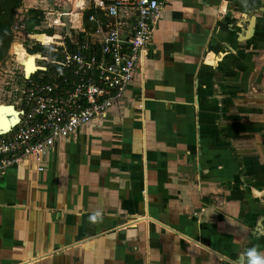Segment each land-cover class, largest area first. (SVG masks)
I'll use <instances>...</instances> for the list:
<instances>
[{"label":"crops","instance_id":"0c3cea01","mask_svg":"<svg viewBox=\"0 0 264 264\" xmlns=\"http://www.w3.org/2000/svg\"><path fill=\"white\" fill-rule=\"evenodd\" d=\"M125 94L0 174V264H264V0L166 3Z\"/></svg>","mask_w":264,"mask_h":264},{"label":"built area","instance_id":"2783aa9c","mask_svg":"<svg viewBox=\"0 0 264 264\" xmlns=\"http://www.w3.org/2000/svg\"><path fill=\"white\" fill-rule=\"evenodd\" d=\"M169 1L54 0L53 10L44 12V26L27 31L22 20L14 22L13 43L18 42L13 46L25 51L34 34L58 37L48 44L37 40L29 53L35 56L36 69L28 76L15 48L11 62H0V83L7 87L16 83L13 106L19 112L17 122L0 134V174L30 159L42 171L43 157L57 140L105 117L125 99L127 86L147 55L154 25ZM68 3L69 9L64 7ZM89 9L93 10L87 15L90 30L84 20ZM74 12L81 22L72 28L62 17L71 18ZM55 27L65 29L59 33Z\"/></svg>","mask_w":264,"mask_h":264},{"label":"trees","instance_id":"16d2710c","mask_svg":"<svg viewBox=\"0 0 264 264\" xmlns=\"http://www.w3.org/2000/svg\"><path fill=\"white\" fill-rule=\"evenodd\" d=\"M23 0H0V62L4 61L10 45L13 43V28L15 22L16 12L22 6ZM93 12L92 9H89L84 14V20H87V15ZM96 13V12H95ZM44 19V13L37 8H28L24 14L22 23L24 29L27 31L33 30L35 26H38L41 21ZM88 21V20H87ZM86 25L90 28L92 23L86 22ZM41 34V33H39ZM49 36V35H48ZM34 37V36H33ZM37 46H35L33 51ZM18 50H23L22 47L18 46ZM27 63L29 65L33 64L35 56L33 54H27Z\"/></svg>","mask_w":264,"mask_h":264},{"label":"rangeland","instance_id":"374dc122","mask_svg":"<svg viewBox=\"0 0 264 264\" xmlns=\"http://www.w3.org/2000/svg\"><path fill=\"white\" fill-rule=\"evenodd\" d=\"M53 1L54 0H52V1L51 0H25L24 1L23 0L24 4L26 6H23L24 4L22 2L21 8H19L17 10V12H16V15H17L18 18L16 19L15 22H18L17 24L22 23V22L19 23V21L23 20L24 14L26 13V10H28V8L33 7V8L40 9L42 11V13L46 12V10H50L53 7V5H52V2ZM64 7L69 9V3L68 4H64ZM75 7H77V6H75ZM62 9H63V7H62ZM51 10H53V8ZM74 11H75V9H74ZM62 18H63V20L65 22H67V20H68V25L69 24H72L73 25L72 28H75V26H79L80 25V22H81V20L79 18V15L77 13H75V12L73 13V16L71 18H66V17H62ZM44 21H45V19H44ZM44 21L41 22L39 25L44 26L45 25ZM58 21H59L58 19L55 20V22H58ZM86 22H88V21L86 20L85 21V24H86ZM88 23H90V22H88ZM15 25L16 24H14V27H15ZM18 27L20 28V25H18ZM22 27L24 28L23 23H22ZM38 28L40 29V26ZM63 29H65V28H59V27H55L54 28V30L56 32H59V33H62ZM87 29L90 30V28L88 26H87ZM73 30H75V29H73ZM45 32L46 33H50V31H47V30ZM44 36H45L44 33L34 34L35 39L36 38H38V39L41 38L42 39V37H44ZM56 36H58V34H56ZM17 42H18L17 40H14V43L10 45L8 54H7V56H6V58H5L4 61L11 62V59H10L11 58V52H13L16 49V46L13 47V45L15 43H17ZM27 43H28V46H29L30 45V42L27 41ZM18 76L21 77V73H18ZM16 80L18 81L19 79H16ZM15 84L16 83L11 82L10 83V87H7V86L3 85L2 83H0V103H3V104H14L16 97H15V95L13 93V88H14ZM11 89H12V91H11ZM5 113L11 114L12 111H6Z\"/></svg>","mask_w":264,"mask_h":264},{"label":"bare ground","instance_id":"6f19581e","mask_svg":"<svg viewBox=\"0 0 264 264\" xmlns=\"http://www.w3.org/2000/svg\"><path fill=\"white\" fill-rule=\"evenodd\" d=\"M35 37H33V40H30V39L28 40L30 42V45L28 46V49L26 51L23 48H22L23 50L19 51L18 50V45H16L17 55H18L19 59L24 63V65L26 67V75L27 76L30 75V73L33 72L36 69V64L34 63V60H33V64H31V65H29L27 63L26 55L29 54L30 50H32L35 46H37V44H38L37 40L41 41L43 44H48V43H51L53 38L58 37V36L55 35L54 37H51V36H48V35L45 34V36L42 37V39L41 38L40 39H38V38L35 39ZM14 109H15V107H14ZM3 114H4V116L8 115V113H5V112H3ZM12 124H14V123L13 122L9 123V125H12ZM5 129L7 130V127Z\"/></svg>","mask_w":264,"mask_h":264},{"label":"water","instance_id":"95a60500","mask_svg":"<svg viewBox=\"0 0 264 264\" xmlns=\"http://www.w3.org/2000/svg\"><path fill=\"white\" fill-rule=\"evenodd\" d=\"M26 75V73H25ZM6 111H12L11 114H8V116H4L3 112ZM18 111L14 109L13 104H2L0 103V134L7 131L11 125H9L10 122H13L14 124L18 120ZM13 125V124H12ZM7 127V130L5 129Z\"/></svg>","mask_w":264,"mask_h":264}]
</instances>
